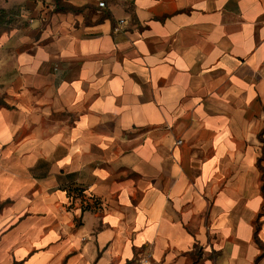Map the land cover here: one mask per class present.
<instances>
[{
	"label": "crops",
	"instance_id": "obj_1",
	"mask_svg": "<svg viewBox=\"0 0 264 264\" xmlns=\"http://www.w3.org/2000/svg\"><path fill=\"white\" fill-rule=\"evenodd\" d=\"M11 4L0 264H264V0Z\"/></svg>",
	"mask_w": 264,
	"mask_h": 264
},
{
	"label": "rangeland",
	"instance_id": "obj_2",
	"mask_svg": "<svg viewBox=\"0 0 264 264\" xmlns=\"http://www.w3.org/2000/svg\"><path fill=\"white\" fill-rule=\"evenodd\" d=\"M8 2V0H0V14L2 15V17H3V19L4 20H7V19H10L11 18V16L9 15V12H8V14H6V13H3V12H1V9L3 8V5H5V3H7ZM10 11H15L14 9H13V7H12V4L9 6V8H8ZM2 19V18H1ZM1 19H0V22H1ZM16 19H18L17 18V15L15 14V12H14V15H13V17H12V22L14 23V22H16ZM11 22V23H12ZM3 24V23H2ZM3 25H1V23H0V33L2 32V27Z\"/></svg>",
	"mask_w": 264,
	"mask_h": 264
},
{
	"label": "trees",
	"instance_id": "obj_3",
	"mask_svg": "<svg viewBox=\"0 0 264 264\" xmlns=\"http://www.w3.org/2000/svg\"><path fill=\"white\" fill-rule=\"evenodd\" d=\"M13 7V9L15 10L14 12H15V14L18 16L19 14H20V8L19 7H17V6H12ZM1 12H3V13H6V14H8V12H9V15L11 16V18L10 19H7V20H4L3 19V17H2V15L0 14V19H1V25H3V26H5V25H9V24H11V20H12V17H13V15H14V12L13 11H10L8 8H5V7H3L2 9H1ZM3 23V24H2ZM13 23V22H12Z\"/></svg>",
	"mask_w": 264,
	"mask_h": 264
},
{
	"label": "built area",
	"instance_id": "obj_4",
	"mask_svg": "<svg viewBox=\"0 0 264 264\" xmlns=\"http://www.w3.org/2000/svg\"><path fill=\"white\" fill-rule=\"evenodd\" d=\"M103 4H104V2H101V5H103ZM149 257H150V255H149ZM149 257H148V258H149Z\"/></svg>",
	"mask_w": 264,
	"mask_h": 264
}]
</instances>
